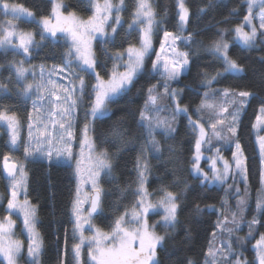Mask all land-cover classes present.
I'll use <instances>...</instances> for the list:
<instances>
[{"label":"snow or ice","instance_id":"obj_1","mask_svg":"<svg viewBox=\"0 0 264 264\" xmlns=\"http://www.w3.org/2000/svg\"><path fill=\"white\" fill-rule=\"evenodd\" d=\"M49 2L50 10L42 11L37 17L20 4L0 0V14L4 17L0 23V52L5 56L0 68L7 67L9 73L0 78V100L9 98L10 94L15 96L12 103H0V124L6 125L8 130V150L2 162L9 192L4 214L0 215V264H41L43 240L37 229V208L26 193L25 163L29 160L39 161L49 168L65 165L76 177V194L71 204L75 264H162V253L169 260L175 254L165 245L175 241L178 228L183 226V242L187 243L191 239L193 220L207 212H215L217 219L212 239L202 252L203 264H249L244 244L253 236L257 225L264 226V134H261L264 130V78L252 88H217L215 85L225 74L241 78L246 71V66L230 53L233 42L245 49L264 46V0H242L245 6L242 20L231 29L226 26L239 12L233 7L216 22V31L208 37L207 43L196 39L197 32L185 34L192 19L190 8L187 0H176L177 30H163L158 50L154 48L153 38L162 20H157L152 0H134L130 22L119 46L116 38L123 27L121 12L126 8V0H89L92 12L87 19L75 11H66L68 6L64 0ZM217 7L218 0H206L196 15L199 18ZM19 22L28 23L31 30L21 29ZM60 40L65 41L61 64L48 67L29 63L34 49L42 48L46 42L55 45ZM93 41L102 45L105 59L112 61L107 72L101 69ZM201 48L211 54L219 67L197 72L203 94L193 108L191 103H184V89L172 84L190 71L192 56ZM9 54L11 59H7ZM259 59L264 61V55ZM29 72L30 80L26 75ZM142 75L148 78V86L144 105L138 110V118L133 119L134 129L118 121L104 133L95 135L93 122H102L111 111L109 105L118 103ZM152 80L156 83H151ZM253 100L260 105L255 123L251 125L258 148L260 187L255 214L247 220L249 231L246 236H239L238 230L248 209L249 192L248 158L239 131L241 116ZM28 101H31V110L27 111L28 139L23 143L21 160L12 154L20 147L21 129V118L13 105ZM80 108L84 109V123L77 134L74 114ZM182 119L187 120V132L194 140L191 157L187 160H181L175 145L168 143L176 139ZM158 134H162V139L157 138ZM77 140L79 154H75L73 148ZM135 144L140 145L134 165L135 178L121 188L113 177L115 162L125 148ZM224 145L233 148L231 160L222 155ZM205 149L212 152L207 157V169L201 166ZM165 151L173 165L172 178L167 182L160 178L159 186L150 192L148 181L152 165L148 156L159 160ZM164 167L167 177L168 164ZM105 176L112 180L120 197L128 192L132 197L107 231L93 223L94 214L101 210L104 192L101 181ZM189 180L194 183L190 184ZM84 184L91 185L87 196L82 195ZM194 184H199L203 190L213 184L224 186L225 195L219 205L204 203L200 195L189 200V194L195 191ZM22 190L25 196L21 200L18 197ZM233 190L234 209L229 202ZM85 203L89 205L87 209L83 207ZM14 214L23 218L21 235L27 234L26 257L25 242L14 231ZM153 215L159 219L153 221ZM158 228L162 231H157ZM85 245L88 259L82 261ZM253 249L256 264H264V232L260 233ZM58 264H65L64 259L60 258ZM170 264H200V260L185 253L175 261L170 260Z\"/></svg>","mask_w":264,"mask_h":264},{"label":"trees","instance_id":"obj_2","mask_svg":"<svg viewBox=\"0 0 264 264\" xmlns=\"http://www.w3.org/2000/svg\"><path fill=\"white\" fill-rule=\"evenodd\" d=\"M10 2L24 6L33 11L37 17H39L42 11L50 10L51 7L49 0H10ZM205 2L206 0H187L192 19L185 31V34L197 32L196 39H203L205 43L208 42V37L216 31L214 27L216 22L222 20L223 16L227 15L233 7H237L239 12L234 14L228 22L226 25L228 28H233L236 23L242 20V16L245 14V6L242 0H227L219 1L218 7L215 10L209 11L206 15L198 18L196 15L198 8ZM64 3L68 6L66 11H75L81 18L85 19L91 14V7L87 0H64ZM133 3L134 0H126V8L121 12L123 27L119 29V35L116 38L117 46L120 45L121 38L124 36L128 23L130 22ZM152 3L155 5L158 13L157 19L162 20V26L157 30L156 34V43L158 44L163 36V30L166 29L172 32L177 30L176 0H152ZM165 10H167L166 16L164 15ZM3 21L4 17L0 14V23H3ZM209 25H212V27H209ZM19 27L24 30H31V26L25 22H19ZM228 38L231 39V33H229ZM36 39L39 40L38 35ZM129 39H132V37H129ZM64 45V40L58 41L55 45L46 42L42 48L34 49V54L29 58V63L37 66L44 64L48 67L53 64H61L65 51ZM124 46L126 47L127 44L125 43ZM181 48L184 50L182 45ZM93 49L101 65V69L107 72L112 67L111 59H105L102 52V45L98 41L93 43ZM192 51L196 53L195 48ZM230 53L238 58L241 64L246 66V71L242 74L241 78L233 77L231 74H225L215 86H247L248 88H252L253 85L259 84L262 78H264L262 76L264 74V61L259 59L260 56L264 55V46L258 45L252 49H245L240 44L233 42L230 47ZM7 59H11L10 54ZM4 61L5 56L0 52V63ZM148 67H151L150 60ZM217 67H219L218 63L203 48H201L198 54L192 56L190 71L186 72L179 82H176L177 85L184 89V103H191L194 108L199 103V97L203 94V89L197 78V72L204 68L215 70ZM8 74L7 67L0 68V78H5ZM147 81L148 78L143 75L138 77L135 87L130 92L120 98L118 103L109 105L111 111L102 119V122H93L92 127L95 135L98 136L104 133L111 125L118 121L128 128L134 129L133 119L138 118V110L144 105L148 86ZM151 83H156V80H152ZM14 100L15 96H11L10 94L9 98L0 100V103H12ZM13 107L19 116L25 114L26 107L22 105V102L15 103ZM259 107L260 105L256 100L251 102L242 115V123L239 131L242 147L248 158L249 183L254 192L258 191L260 185L258 151L254 141V135L251 131V125L256 120ZM83 123L84 109L80 108L77 118V128L82 127ZM157 138L162 139V135L159 134ZM168 143L175 145L177 155L181 160L190 159L194 140L191 134L187 132L186 119H182L178 124L176 139L174 141L170 140ZM139 148V144L130 145L120 153L115 162L113 177L119 182L121 188L131 183L135 178L134 165ZM112 151L115 152V148ZM148 159L152 165V173L148 181L149 191L154 192L159 186L160 178H165V182L171 180L173 165L168 161L167 151L164 152L159 160L153 158L152 155H149ZM166 163L168 164L167 177H165L164 167ZM25 167L28 175L27 197L32 204L36 205L37 229L43 240L42 255L40 257L41 264H58L60 258L64 259L65 264H75L72 251L74 234L73 220L71 217L75 178L72 171L65 165H55L49 168L39 161H27ZM189 183L193 184L194 182L189 180ZM101 186L104 189L102 206L99 215L93 220L97 227L107 231L115 217L124 211L125 205L131 201L132 197L130 192L125 193L124 197H120L112 180L107 176L102 178ZM194 188L195 191L189 194V200L196 195H200L204 203L219 205L223 197V190L215 186H208L207 190H203L199 184H194ZM118 200L120 201L119 204H117ZM154 217L152 216V219ZM216 219L217 214L215 212H207L204 216L195 218L192 223L191 239L187 243L183 242L184 231L181 225L177 230L175 241H169L165 245L170 252L175 253L170 257V260L175 261L178 256L182 257L187 253L198 258L200 264H203L202 252L206 250L208 242L212 238L211 234L215 230ZM257 228V232H264V226L258 225ZM247 253L249 264H255L253 253L248 251ZM161 260L162 264H170V260L163 253L161 254Z\"/></svg>","mask_w":264,"mask_h":264},{"label":"rangeland","instance_id":"obj_3","mask_svg":"<svg viewBox=\"0 0 264 264\" xmlns=\"http://www.w3.org/2000/svg\"><path fill=\"white\" fill-rule=\"evenodd\" d=\"M219 1H227V0H218V2ZM87 2L89 3V0H87ZM255 11L258 12L259 11V7H257L255 9ZM91 12H92V9H91ZM85 19H87V18H85ZM14 23H16V22L14 21ZM257 23H258V21H257ZM161 26L162 25H160V28H161ZM156 34H157V31H156V33L154 35V38H153V45H154V48L156 50H158L159 49V45H160V41H159L158 44L156 43ZM94 42L95 41H93V43ZM181 50H183V49L181 48ZM154 58H155V56L153 54L152 59H154ZM25 66L27 67L28 65L26 64ZM36 72H37V75H39V67H37ZM26 75H27L28 79L30 80L31 79V72L27 73ZM172 86L173 87L182 88L181 86L177 85L176 82H173ZM215 87H217V88H223V87H219V86H215ZM22 105H24L26 107V111H25V114L23 116H20V118H21L20 147L18 149L14 150V152L12 153L16 158L21 159V160H23V156H24V153H23V143L25 141H27V139H28L27 111H30L31 110V101H28L27 103L22 102ZM78 113H79V109L74 114L75 117H76L75 118V121H74V125H75V127L77 129V134H79L78 133V128H77ZM241 118H242V116H241ZM261 134H264V130H262V133ZM253 135H254V141H255L256 140L255 134L253 133ZM7 141H8V130H7V127H6V125L0 124V161H1V158L3 157L4 153L8 150ZM214 143H217V142L214 141ZM217 146H219V144H217ZM73 148H74V153L75 154H79V148H80V146H79V141L78 140L73 143ZM232 150H233V148H232L231 145H224L222 147V155L224 156L225 159L231 160ZM257 151H258V148H257ZM210 155H212V152L210 150H208V149H205V151H204V158L201 160V166L204 167V168H206V169L208 167L207 157L210 156ZM29 161H33V160H29ZM25 166H26V163H25ZM220 166L222 167V165H220ZM73 167H74V162H73ZM73 175H74V173H73ZM74 178H75V191H74L73 199L75 198L76 185H77V181H76L75 175H74ZM27 183H28V175H27V182H26V193L28 192ZM229 183H231V180L229 181ZM213 186L218 187V188H221L223 190V197H224V195H225V193H224V186L216 185V184L209 185V187H213ZM240 187H241V190L243 191V184H242V182L240 184ZM90 193H91V185L90 184H84L83 185V193H82V195L87 196ZM257 194H258V191H255L254 192L253 189H252V187H251V185H250V183H249L248 209L245 212V220H244V222L241 223L240 228L238 230V235L239 236H246L247 233H248V231H249L248 225H247V220H250L251 217H252V215L255 214V211L254 210H255V202H256ZM24 196H25V191L22 190L21 193H20V195H19V197H18V199H21L22 200L24 198ZM8 198H9V192L7 191V180H3L2 175H1V170H0V215H3L4 214V211H5V208H6V204H7V199ZM229 202H230L231 206L234 209L235 208V204H236V198H235L234 190H233V193H232V196H231V199H230ZM83 207L85 209H87L88 208V204L85 203L83 205ZM153 216H155L152 219L153 221L159 219V217L157 215H153ZM13 219L16 220V227L14 229V231L16 233V236L25 242V244H24V256L26 257V254H27V234L24 233L23 235H21V230L23 228V218L21 216H19V214H14L13 215ZM93 223H94V220H93ZM257 227H258V225L256 226V230L253 232V236L251 238H249V241H246L245 244H244V249H245L244 255L247 257V259L249 261L247 251L248 252H252L253 255H254V263L255 264H256V261H255L256 253H255V250L253 249V245L255 244V241L257 239H259V235H260V232H257V229H258ZM157 231H160V229L158 228ZM85 232H86V234H88L87 226H85ZM78 239L79 238L76 237V240H78ZM0 259H2V258H0ZM87 259H88V257H87V245H85L82 248L81 260L82 261H87Z\"/></svg>","mask_w":264,"mask_h":264},{"label":"water","instance_id":"obj_4","mask_svg":"<svg viewBox=\"0 0 264 264\" xmlns=\"http://www.w3.org/2000/svg\"><path fill=\"white\" fill-rule=\"evenodd\" d=\"M0 170H1L2 178H3L4 180H6V179L4 178V176H3V162H2V158H1V161H0ZM88 207H89V205H88ZM98 215H99V211H98L96 214H94V219H95Z\"/></svg>","mask_w":264,"mask_h":264}]
</instances>
